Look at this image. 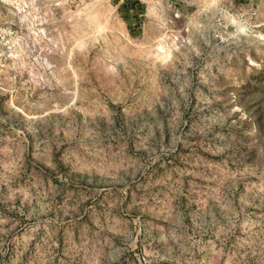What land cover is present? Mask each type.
<instances>
[{"label": "rangeland", "instance_id": "374dc122", "mask_svg": "<svg viewBox=\"0 0 264 264\" xmlns=\"http://www.w3.org/2000/svg\"><path fill=\"white\" fill-rule=\"evenodd\" d=\"M0 264H264V0H0Z\"/></svg>", "mask_w": 264, "mask_h": 264}, {"label": "built area", "instance_id": "2783aa9c", "mask_svg": "<svg viewBox=\"0 0 264 264\" xmlns=\"http://www.w3.org/2000/svg\"><path fill=\"white\" fill-rule=\"evenodd\" d=\"M128 3H135V5L143 4V0H126Z\"/></svg>", "mask_w": 264, "mask_h": 264}, {"label": "bare ground", "instance_id": "6f19581e", "mask_svg": "<svg viewBox=\"0 0 264 264\" xmlns=\"http://www.w3.org/2000/svg\"><path fill=\"white\" fill-rule=\"evenodd\" d=\"M81 167V166H80ZM96 170V169H95ZM101 171V170H100ZM107 171V170H106ZM96 172V171H95ZM107 172H105V174H106ZM98 174H99V172H98ZM112 177V176H111ZM114 178V177H113ZM75 187V186H74ZM102 187V186H101ZM95 190V189H94ZM102 192V191H101ZM97 194V193H96ZM69 197V196H68Z\"/></svg>", "mask_w": 264, "mask_h": 264}, {"label": "crops", "instance_id": "0c3cea01", "mask_svg": "<svg viewBox=\"0 0 264 264\" xmlns=\"http://www.w3.org/2000/svg\"><path fill=\"white\" fill-rule=\"evenodd\" d=\"M136 10H137V8H136Z\"/></svg>", "mask_w": 264, "mask_h": 264}]
</instances>
